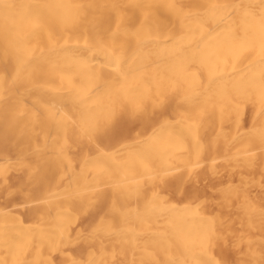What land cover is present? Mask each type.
<instances>
[{
    "label": "bare ground",
    "instance_id": "obj_1",
    "mask_svg": "<svg viewBox=\"0 0 264 264\" xmlns=\"http://www.w3.org/2000/svg\"><path fill=\"white\" fill-rule=\"evenodd\" d=\"M8 148L58 223L0 211V264L51 263L68 206L95 204L90 264H234L215 249L236 224L240 264H263L264 205L185 183L223 156L264 169V0H0V175Z\"/></svg>",
    "mask_w": 264,
    "mask_h": 264
},
{
    "label": "rangeland",
    "instance_id": "obj_2",
    "mask_svg": "<svg viewBox=\"0 0 264 264\" xmlns=\"http://www.w3.org/2000/svg\"><path fill=\"white\" fill-rule=\"evenodd\" d=\"M252 110L246 111V123L251 120ZM5 153L11 159L5 165V172L0 175V211L6 212L7 217L10 219H23L29 227H37L43 223V219L49 220L48 227H53L58 218H53L57 214H52L46 217V204L42 200L45 196L44 189L37 183H34L28 178V169L21 165L18 160V154L8 148ZM77 154L74 153V157ZM215 169L204 167L200 171V182L195 185L193 182H187L186 188H194V196L199 201L214 200L221 202L224 199L227 190L236 191L240 187V194L243 197L253 199L257 205H264V169L258 170L256 174H252L239 166V163L231 156H223L214 162ZM254 177V181H252ZM243 178V180L241 179ZM247 179V180H246ZM54 193V188L50 190ZM191 193V191H189ZM73 198L71 194H64L57 196L54 193L53 198L49 199L51 202L67 203L69 205L70 199ZM172 198V197H171ZM170 198V199H171ZM174 199V198H172ZM171 199V200H172ZM141 206H139L140 208ZM141 211V208L138 210ZM225 216L227 215L224 214ZM108 215L107 207L104 205H92L87 211L79 210L78 208H71L68 206L67 214L62 217L60 224L69 223L68 240L59 244V248L52 255V262L49 264H71L74 260L77 264H90L88 256L91 252L95 254L102 253L98 250L92 242H87L77 232L82 229V235L87 236V240L92 236L101 235L104 227L107 226L106 220H111ZM150 228L154 230L157 225L154 221H150ZM236 224V223H235ZM113 230V229H112ZM140 229H137L136 233H140ZM97 233V235H96ZM244 227L242 225H235L230 234H227L226 238L219 240V245L215 249V253L221 257L226 258L228 261L234 259V264L243 263L244 258L239 257V254H244L245 246L237 241L239 236H243ZM91 237V238H90ZM264 235L256 232L253 234L252 240L258 244L262 250V243L259 241ZM257 240V241H256ZM140 242L137 241V245ZM64 253V255H62ZM108 255V256H107ZM31 255L27 259V263L35 261ZM103 256L108 257L107 264H125L123 260L114 256L110 258L108 252H104ZM44 258H41L40 263H43ZM264 264V263H263Z\"/></svg>",
    "mask_w": 264,
    "mask_h": 264
}]
</instances>
